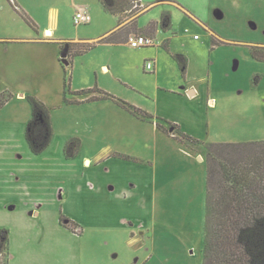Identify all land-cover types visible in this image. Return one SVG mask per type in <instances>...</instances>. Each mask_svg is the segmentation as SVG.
<instances>
[{
    "label": "rangeland",
    "instance_id": "obj_1",
    "mask_svg": "<svg viewBox=\"0 0 264 264\" xmlns=\"http://www.w3.org/2000/svg\"><path fill=\"white\" fill-rule=\"evenodd\" d=\"M4 1L9 3L0 0V38L12 41H0V228L7 231L9 264H35L41 243L45 264H202L207 148L264 142V61L249 50L264 47V0H177L187 10L158 4L138 20L145 26L157 22L159 46L146 48L100 42L103 37L89 40L110 26L112 16L92 0L98 9L93 20L76 26L65 0L56 34L90 45L68 58H60L57 45L16 42L36 27L20 7L9 3L18 17L7 6L1 9ZM43 4V15L35 16L45 25L46 9L56 4ZM162 10L170 16L167 30L160 23ZM165 43L190 65L185 81ZM59 58L68 62L62 64L70 77L67 88ZM144 58H159L160 69L145 70ZM103 64L111 71H101ZM184 82L196 88L194 98L183 89L182 96L167 91ZM83 86L151 117L111 99L80 104L83 99L73 90L90 89ZM30 96L48 108L52 127L51 141L40 154H33L25 139ZM74 96L78 106H71ZM210 99L214 103L207 106ZM165 122L176 124L173 134L157 130V124L168 128ZM74 140L79 148L68 158L65 144ZM225 154L233 157L230 150ZM263 154L261 147L258 158ZM85 181L96 185L95 196L71 192ZM57 186L68 196L60 205L48 195ZM38 199L45 204L42 218L28 219V207L21 203ZM12 204L14 210L6 209Z\"/></svg>",
    "mask_w": 264,
    "mask_h": 264
},
{
    "label": "trees",
    "instance_id": "obj_2",
    "mask_svg": "<svg viewBox=\"0 0 264 264\" xmlns=\"http://www.w3.org/2000/svg\"><path fill=\"white\" fill-rule=\"evenodd\" d=\"M105 12L115 15L119 24L131 20L102 38L100 42L115 43L119 39L137 30L136 21L142 8L139 0H99ZM15 10L18 9L13 0H8ZM22 12V11H21ZM24 14V13H22ZM163 29L170 27V16L164 13L160 19ZM156 22L149 25V33H153ZM69 46V44H68ZM72 54L85 51L89 44L76 43ZM72 49V47H71ZM68 54H70L68 52ZM251 56L264 61V47H251ZM181 72L184 74L186 61L184 56L175 55ZM69 79V80H68ZM70 85V77L65 72L64 86ZM98 93V96L91 94ZM76 95L89 96V101L111 99L123 108L143 117H151L142 110L113 97L97 88L75 91ZM32 106L31 118L27 122L25 139L33 154L42 153L51 141L52 127L48 108L35 97H28ZM165 128L157 124V128L170 134L177 129L176 124L165 122ZM179 134V131L178 133ZM182 139H188L180 134ZM262 142L213 144L207 148V194L206 223L204 227L202 264H264V154L258 158L263 147ZM77 141L65 144L66 156L73 157L77 151ZM262 145V146H261ZM230 150L233 157L225 154ZM239 156L236 160L235 157ZM60 218V222H62ZM7 231L0 228V255L5 253V264L8 262Z\"/></svg>",
    "mask_w": 264,
    "mask_h": 264
},
{
    "label": "crops",
    "instance_id": "obj_3",
    "mask_svg": "<svg viewBox=\"0 0 264 264\" xmlns=\"http://www.w3.org/2000/svg\"><path fill=\"white\" fill-rule=\"evenodd\" d=\"M14 1L16 2V3L15 2L14 3L18 7H20L21 10L24 11L31 18V20L34 22L35 27H36V29L33 30L35 32V34H34L33 31H31L32 33H31L30 36L28 35L27 37H24V38H14L15 40H18L16 42H24L26 44L38 43V44L57 45V48L59 46V48L61 50L60 58H68V56L70 57L71 55H73L71 53V47L74 44H76L78 42H81L82 39H80L79 37H75L73 39H65L61 32L56 34L59 31V29H60V24H61V15L60 14H61V10L63 8L62 4L65 2V0H52L53 4H56V5H51V6H49L46 9V11H45V13H46L45 25L42 24L40 18L35 16L36 14L43 15L41 13L44 10L43 9L44 0H14ZM68 1H69V4H70L69 8L74 11L73 20H74L75 14L77 12H83V13H86L87 15L90 16L89 22L85 23V24H89L93 20V17H94L93 16V12L94 11L97 12L98 9H97V7L94 6V3H93L92 0H79V1L78 0H68ZM99 3H100V1H99ZM139 3H140V7L142 8L141 14L144 13V12H147L148 9H152V8L156 7L158 4H161V3H165L167 5H174L175 7L179 8L180 10L181 9H186L177 0H139ZM59 5H61V6H59ZM5 6H7V8H9L15 14V17L16 16L18 17V14L16 12H14V10H13V8H11L10 4L6 3L4 1V4L1 5V7H2L1 9H7ZM101 7H102V5H101ZM103 11H104V9H103ZM105 13L110 15V16H112V18H113V19L108 20V23H109L110 26L106 27L100 33L96 34L97 36L95 38H91L89 40L95 41V40L101 39L102 37L104 38L108 34L117 31L119 28H121L123 25H125L126 23H128L130 21V19H128V20H126L127 22L125 21L124 23L119 24L117 16L109 14L107 12H105ZM161 13H165V10H162ZM190 14H192V13H190ZM140 17L141 16H139V18ZM139 18L136 21V27H137L136 32L129 33L128 35H124V36H122L119 39V42H115V43H111V44H113V45L114 44L119 45V44H123V43H127L128 44V37L136 36V34H145V36L147 38L149 37L150 39L153 40V45L152 46H148V47L159 46V44L155 45V37L154 36L156 35L157 31L155 30L153 33H149V31L147 29L149 28V25L151 23H149L147 26H145V24L144 25L143 24L140 25L139 21H138ZM195 19H197V18H195ZM197 20H199V19H197ZM151 22H153V21H151ZM200 23L203 24L201 21H200ZM76 26H78V25H76ZM44 31H46V34L48 36H46V34H44ZM40 33H41V35L43 37H40ZM55 36H57V37H55ZM195 40H199V38L195 39ZM0 41H12V39L11 38H0ZM68 44H69V46H68ZM83 44H88V43H83ZM163 47L169 52L170 56H173V58H174L175 55H182L181 53L177 54L175 52H171L168 43L163 44ZM140 48H146V47H140ZM249 50H250V48H249ZM68 52L70 54H68ZM73 52H74V50H73ZM182 56H184V55H182ZM60 58L58 59L59 63L62 61V59L60 60ZM184 58H185V56H184ZM158 59L159 58H157V59L155 58L154 60H146V58H144L141 62L144 63V64L145 63L147 64V62L150 63L149 61L156 62V63H153L151 70L146 69V64L144 65V69L145 70H148L149 72L153 71L152 73H154V72H156L157 70L160 69V63H157ZM185 61H186L185 72H184V74L181 72V75L183 76L184 81L186 79H188L187 76H188V73H189V70H190V65H188L186 58H185ZM62 64L63 65H68V62L67 63H60L61 70L58 67L59 71L61 72V75H60L61 80H62V82L64 84V71L66 72L67 69L62 67ZM176 64L178 65V63H176ZM100 68H101V71H107V72L111 71V68L106 66L105 64L101 65ZM74 71H75V69L73 70V73H74ZM112 73H113V71H112ZM113 75H114V73H113ZM72 82H73V76H72ZM73 84H75V81H74ZM192 86L193 85L185 84V82H184V86L182 88H180L181 86L180 85L178 86V84H177L176 86L168 88L167 91L172 93V94H176L178 96H182L181 93H178V92L179 91L182 92L184 90L185 91V95H188V96L194 98L197 95V90H196L195 87H192ZM83 87H90V86H83ZM86 89H89V88H86ZM90 89H91V87H90ZM81 90H83V89H81ZM75 91H77V90H73V93ZM78 91H80V90H78ZM22 95L23 94H21L20 96H22ZM91 95L92 96L93 95L94 96L95 95L98 96L99 94L98 93H94V94H91ZM91 95L89 94V96L88 95L87 96H85V95L79 96V99H81V98L83 99L82 103H80V104H85L86 102H88L86 99H88V97H90ZM74 98L76 100V101H74V103H76V104H71V106H73V105L78 106L79 105L78 103H79L80 100H78L76 96H74ZM107 100L108 99H100V100H96V101H89L88 103H100V102L107 101ZM211 102L214 103V101L212 99L207 101V106H210ZM67 106H69V105H67ZM71 106H69V107H71ZM157 130L160 131L158 128H157ZM60 156H63V152H61V154L55 155L53 157V160H55V159L58 160L60 158ZM55 163H57V162H55ZM94 180H95V177H94ZM115 189H116V187L110 185L109 191L113 192V191H115ZM132 189H134V187H132ZM72 190L76 191V194H79L80 196L82 195V196H85V197L86 196H88V197L95 196V194L98 193V189H97L96 185L92 184V183H90L88 181H85L83 184L77 185V187H75V186L71 187V192H72ZM71 192H70V194H71ZM48 195L54 196L56 198V201H57L58 205L63 203V201H64L63 197H65V196L68 197L66 194H64V188L62 186H57L55 192H53V194L48 193ZM68 200H67V202H68ZM54 202H55V199H54ZM21 205H23V206L26 205V206H24L26 209L28 207L27 212H26V215H27L26 217L28 219H32L34 217H36V218H40L41 217L42 218V213L45 210V208H44L45 204L43 202H39V199L34 201V202L33 201H28L27 203H21ZM6 207L5 208L8 209V210H14L16 205H14V204L6 205ZM25 220H27V219H25ZM33 225L35 226L36 223H34ZM39 233H40V231H39ZM35 234H38V233L35 232ZM80 239L83 240L84 238H80ZM56 242L58 243V241H56ZM44 249H45V247L41 243V246L39 247L38 251H42ZM38 251H37V254H35L33 256V259L37 260V261H35V264L36 263L45 264V259H42L43 258V254H40ZM11 258L13 260V257H11ZM27 259L28 258H26V260ZM8 264H9V262H8Z\"/></svg>",
    "mask_w": 264,
    "mask_h": 264
},
{
    "label": "built area",
    "instance_id": "obj_4",
    "mask_svg": "<svg viewBox=\"0 0 264 264\" xmlns=\"http://www.w3.org/2000/svg\"><path fill=\"white\" fill-rule=\"evenodd\" d=\"M90 20V16L87 15L86 13L83 12H77L74 17V24L79 25V24H85L88 23ZM195 39L197 38L196 36L194 37ZM128 44L132 48H140V47H148L153 45V40L141 35H136V36H130L128 38ZM146 69L151 70L152 69V64L147 63L146 64Z\"/></svg>",
    "mask_w": 264,
    "mask_h": 264
}]
</instances>
